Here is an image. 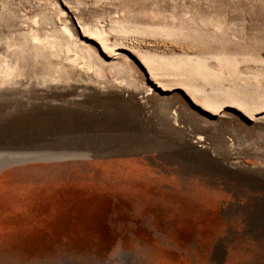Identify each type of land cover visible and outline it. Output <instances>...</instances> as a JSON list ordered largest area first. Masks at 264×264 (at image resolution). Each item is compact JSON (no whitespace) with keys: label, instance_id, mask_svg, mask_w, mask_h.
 <instances>
[{"label":"rangeland","instance_id":"1","mask_svg":"<svg viewBox=\"0 0 264 264\" xmlns=\"http://www.w3.org/2000/svg\"><path fill=\"white\" fill-rule=\"evenodd\" d=\"M2 68L0 264H264V0H0Z\"/></svg>","mask_w":264,"mask_h":264},{"label":"bare ground","instance_id":"2","mask_svg":"<svg viewBox=\"0 0 264 264\" xmlns=\"http://www.w3.org/2000/svg\"><path fill=\"white\" fill-rule=\"evenodd\" d=\"M128 25V24H127ZM60 29V28H59ZM68 29V28H67ZM69 30V29H68ZM68 30H66V32H68ZM61 31V30H60ZM65 31V30H64ZM29 32V31H28ZM56 32H57V30H56ZM69 32H70V30H69ZM69 32H68V34H69ZM32 33H34V32H32ZM37 33V32H36ZM71 33V32H70ZM47 35V34H46ZM59 35V34H58ZM52 36V35H51ZM61 36V35H60ZM70 36H72L71 34H70ZM89 37V36H88ZM33 38L35 39V40H38L37 39V37H34L33 36ZM91 38V37H90ZM32 39V38H31ZM47 39V38H46ZM31 41V40H30ZM38 42V41H37ZM71 42V41H70ZM85 43V42H84ZM46 44V43H45ZM50 44V43H49ZM104 44V43H103ZM26 45V44H25ZM37 45V44H36ZM89 45V44H88ZM14 46V45H13ZM23 45H21V50H22V47ZM44 46V45H43ZM102 47H103V45H101ZM105 46V45H104ZM20 47V46H19ZM33 47H36V46H34L33 45ZM106 47V46H105ZM12 48V47H11ZM14 48V47H13ZM16 48V47H15ZM24 49H25V47H24ZM23 49V50H24ZM34 49V48H33ZM37 49H38V47H37ZM55 49V48H54ZM11 50V49H10ZM13 50V49H12ZM20 49H18V51H19ZM20 50V51H21ZM22 50V51H23ZM48 50V49H47ZM53 50V49H52ZM90 50V49H89ZM15 51V50H14ZM40 51H42V50H40ZM59 51V50H58ZM82 51V50H81ZM86 51V50H85ZM56 52V51H55ZM88 52V51H87ZM36 54L38 53L37 51L35 52ZM13 54V53H12ZM53 54V53H52ZM57 54V53H56ZM7 55V54H6ZM10 57V56H9ZM58 57V56H57ZM77 57V56H76ZM11 58H12V56H11ZM4 59V58H3ZM14 59V58H13ZM79 59H80V57H79ZM154 59V58H153ZM153 59H149V58H145L144 60H146V61H151V60H153ZM11 60V59H10ZM166 60V59H165ZM16 61V60H15ZM92 61V60H91ZM99 61V60H98ZM154 61V60H153ZM84 62V61H83ZM5 63V62H4ZM86 64V63H85ZM105 64V63H104ZM87 65V64H86ZM91 65V64H90ZM10 66V65H9ZM91 67V66H90ZM98 68V67H97ZM6 71V69L5 68H2V69H0V72L2 73V72H5ZM100 70V69H99ZM127 85V84H126ZM206 100V99H205ZM208 103V102H207ZM207 105V104H206ZM228 166V165H227Z\"/></svg>","mask_w":264,"mask_h":264}]
</instances>
